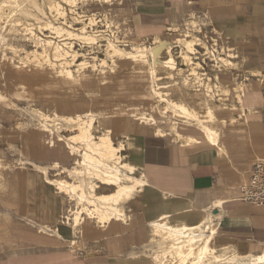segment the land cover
<instances>
[{
  "label": "crops",
  "instance_id": "1",
  "mask_svg": "<svg viewBox=\"0 0 264 264\" xmlns=\"http://www.w3.org/2000/svg\"><path fill=\"white\" fill-rule=\"evenodd\" d=\"M126 11L139 39L167 34L192 14L208 29H220V42L237 44L246 61L236 70L246 83L242 102L236 96L239 110L221 124L220 144L190 146L147 127L129 131L128 161L145 181L141 194L125 203L127 220L88 222L76 233L57 222L70 202L43 171L49 177L54 162L71 168L74 156L65 141L52 144L48 131L34 127L35 117L21 109L69 116L98 115L110 106L100 88L92 98L82 93L70 102L62 88L53 92L45 73L12 66L0 55V264H162L151 256L158 250L152 223L164 215L176 226L209 224L220 253L264 257V208L242 198L253 167L264 161V0H128ZM201 102L197 108L210 107ZM187 126V132L177 126L179 133L204 139Z\"/></svg>",
  "mask_w": 264,
  "mask_h": 264
},
{
  "label": "rangeland",
  "instance_id": "2",
  "mask_svg": "<svg viewBox=\"0 0 264 264\" xmlns=\"http://www.w3.org/2000/svg\"><path fill=\"white\" fill-rule=\"evenodd\" d=\"M75 4L76 7L74 5L71 6L66 2H62V10L65 14L67 13L70 24L65 23V16H59L56 11L51 12L48 7H45L46 10L45 8H43L44 11H46V15L43 16L42 21H36L34 16L24 15L23 17H21L23 20L22 23L13 22L12 24L11 21L0 22V55L4 56V59H6V61L12 66L17 67L19 65L20 67L23 66L26 69H35L41 73H45L47 77L54 81L53 85L51 86L53 92H60L62 88L63 90L68 92L70 102L76 97L81 96L82 93L85 95V97L92 98L94 95L93 91L100 88L102 91L101 96L103 98V104L106 102V104L110 107L103 108V110H101L98 115H96L92 111L84 113H93V115L95 116L96 122L94 132L96 133V135L104 133L109 127L111 129L113 128V137L116 143L118 144L119 142L123 141L125 144L124 147L120 150V153L123 154L124 159L129 160L130 156L129 147L132 138L128 139V137H126L129 131H135L138 127H147L152 129V131L154 132L153 128L156 126L154 122H157L156 124H159L161 127H163V129L166 130V132H168L171 137H173L174 135L171 127L174 124L179 126V130H181L182 132H187L189 131L187 125H189V123H196V121L190 120L189 117H184V115L173 111V109L167 106V102L164 101L158 103L159 98L156 97L155 91L160 92L166 98L169 97V99H186L187 103L192 106H196L197 103L201 102V100L204 101L206 105L209 104V106L215 108L214 110L217 114V119H215V122H213V124L216 125L217 128H219L220 132V121L224 119L223 121L225 122L229 113L233 114L235 111L239 110L238 106L231 107V105H239L237 103L236 96L239 95V92L240 94H242L243 90L244 93L246 92V83L243 77L236 75V70L242 68L243 63L246 61L243 55H241L239 46L237 44H225L220 42V38L218 37V35L222 34L220 29H208L206 27V21H204L202 18H198V16L196 17V15L195 17L193 16L194 18H190V15V17L186 19L183 24L169 29L167 34H163L159 37L157 36L158 39L157 37H154L155 42L159 40L167 42L165 44L157 42V45H162L160 47L162 48V53H159L158 59H160V62L163 63L162 65H165L166 67L161 66L158 68L157 74L159 75V78L157 79L156 84L152 85L151 81L149 80V61H151L150 58L148 59V62H139L133 61L131 59H122L121 57L116 56V61L113 62L114 58L111 59L110 54L108 53V46H99L100 37H103V34H98L99 31H95L94 28L97 25L98 16H101V18L103 17L105 21L111 22L112 24L117 26L118 29L115 28V33H113V36L109 34L107 37H110L112 40H114L113 38L115 35V38L123 41V45H119V47L128 51H133V47L135 46H150L148 45V42H146V39H139L134 36L131 27V14L126 11L128 0H77ZM34 13L38 14L39 12L34 9ZM92 17L95 19L96 24L93 27H88V33L86 34L96 33V35H98L99 37V42L97 41V43H93L91 41H87L75 36L72 37L67 35V33H63V36L59 37L54 31L49 29V27L45 28L47 24L46 22H50L54 26L60 25L65 27L66 29L68 28L69 30L81 34L80 28L84 25V23L88 24L90 22V18ZM83 20H85L84 23L82 22ZM27 26L34 28L32 29L33 32L27 30ZM102 27L105 28V25L100 24L99 30L103 29ZM91 29H93V31ZM34 32L37 36L43 39L46 38V40H49L51 38L50 40L56 41L58 39L57 41H60L62 43H65L66 40V42L74 44L73 49L78 52V57L76 59L77 62H75L69 68L73 72V77H69V74L66 73V71L65 73L61 72V69L63 68H61V63L63 62V60L60 58L55 59L56 55L53 54V52H49L48 59H46L45 61H33V56L31 61H25L27 50L28 52L36 49L42 51L41 45L38 44V46H36L34 40H29V38L34 35ZM196 40L197 42H201V45H199L198 47L197 45H195ZM102 41L103 44H108L105 39H103ZM10 45L16 46L18 51L11 50ZM195 48L200 52L206 51L207 55H209L210 57H214V64L217 62L216 65L213 66L210 64V71L208 74L209 79H206V82L204 83V87L206 86V91L204 89H202L201 91H197V89L195 88L196 86L187 81L186 76H184L186 75V72H184V70H180L179 72L177 71L178 74L173 71L174 69H177V67L188 69L192 68L193 66H197L198 68H200V61L198 59L189 57L192 51L197 52L196 55L202 56L201 53H198L197 50L195 51ZM213 54H215V56H213ZM188 58L189 60H187ZM170 59L173 61H170ZM167 60H169L170 63ZM83 61L88 62L89 67L85 69L82 68L80 70L77 65ZM185 63L186 66L184 65ZM172 64L175 65L173 66ZM171 67L173 69H171ZM223 72H228L230 74L232 83L224 81L225 75ZM244 78H247V76ZM57 79L63 81L62 84H55ZM235 88H237L236 95ZM224 89L227 95L223 92ZM222 103H224V105L226 106L221 105ZM40 104L41 103H39L38 105ZM219 105H221V107ZM241 106H243V104H241ZM207 108L208 107H199L197 109L202 110V115H206ZM35 110L41 109L24 108L21 109V114L25 116H34L36 120L34 127H36L37 129L48 130V133L51 135L50 139L52 144H55L57 141H65V143L67 144L66 140H68L71 135H74L75 132H78L76 127H73L72 124L67 123L65 118H62L67 116H62L55 112V110L53 109H50V112H45L42 110L50 117L46 118V121L42 118V116L39 115V113H36L37 111ZM55 113H57L59 116H56ZM153 119H156V121H154ZM42 120H44V122ZM44 124H46L47 128L43 126ZM220 135L222 136V132L220 133ZM60 137L64 139L59 140ZM221 140L222 138H220V140L215 144H220ZM190 146L194 145L192 144ZM73 156L74 165L71 168H65L64 166L62 167L60 162H58L59 166L55 167L54 164L56 162H54L50 166L53 170L51 171L49 177L47 168H43L47 180L63 178L68 181H77L76 177L73 173H71L70 170L75 166V160L79 159L81 156L80 154H74ZM53 186L60 192L57 186ZM111 190V187H107V189L101 187L98 189V192H109ZM61 193L66 195V197H68L69 199L70 212L62 214V216L57 220L60 225L63 224L64 226L69 227V229H72L77 233V231L81 232L83 225L88 222L91 223L92 221H95L96 223L100 224L98 218L93 217L90 219L88 218L89 216H87V214L84 212L82 215V219L84 220L81 219L80 225L76 229H73V217L76 215L78 208H82V205H78L76 198L71 194L66 192ZM139 194L141 193H137L136 196ZM152 195L153 194L150 193V196ZM125 220H127V216L124 218V221ZM207 226L209 227L210 225L208 224ZM41 228L43 230L50 227L46 226ZM210 230H213L211 226L210 229L208 228L205 234L210 235ZM152 238H155L152 243L154 245L156 244V249H158L156 250V252H152L151 256L155 258L160 254V252L158 251L161 249L158 248L157 242L162 241V237L160 238V236H153ZM213 247L216 248V246Z\"/></svg>",
  "mask_w": 264,
  "mask_h": 264
},
{
  "label": "bare ground",
  "instance_id": "3",
  "mask_svg": "<svg viewBox=\"0 0 264 264\" xmlns=\"http://www.w3.org/2000/svg\"><path fill=\"white\" fill-rule=\"evenodd\" d=\"M62 2H66L71 6H75L77 0H0V22L11 21L12 24L13 22L22 23L23 20L21 17H23L24 15L34 16L36 21H42L43 16L46 15V11H44L43 8L48 7L51 12L56 11L59 16H65V23H69L67 13L65 14L62 10ZM34 9L39 13H34ZM191 17H193V14L191 15ZM84 21L85 20H83L82 22L84 23ZM46 23L45 28L49 27V29L54 31L59 37L63 36V33H67V35L69 36L79 37L93 43H97V41L99 42V37L98 35H96V33L86 34L88 33L87 28L90 26L93 27L96 24V21L93 17L90 18V22L88 24L84 23V25L80 28L81 34L69 30L68 28L66 29L65 27L60 25L54 26L50 22ZM27 27V30L33 32L32 29L34 28H31L30 26ZM91 30L93 31V29ZM30 39L35 41L36 46H38V44L41 45L42 51L36 49L28 52L27 50V55L25 54V61H31L33 57V61H45L46 59H48L49 52H53V54L56 55V57L54 55L55 59L60 58L63 60V62L61 63V68L63 67L61 69V72L65 73L66 71V73L69 74V77H73V72L69 68L75 62H77L76 59L78 57V52L73 49V43L66 42V40L65 43H62L60 41H57L58 39L56 41L50 40L51 38L49 40H46V38L43 39L37 36L35 32L34 35L29 38V40ZM158 42L161 44L167 43L162 40H159ZM107 46L108 53L110 54L111 59L114 58L113 62L116 61V56L121 57L122 59H131L133 61L139 62H148V59L150 58L151 61H149V80L151 81L152 85L156 84L157 79L159 78L157 70L159 67L163 66V63H161L160 59H158L159 53L162 51V48H160L162 45H157L152 48L135 46L133 47V51H128L119 47L115 42L109 39ZM10 49L13 51H18L17 47L14 45H10ZM170 61L173 60L170 59ZM88 64V62L83 61L80 62L77 66L81 70L82 68L85 69L89 67ZM172 67L171 69H173ZM236 90L237 88H235V93H237ZM238 94L240 95H238L240 98V102H242V94H240V92ZM155 95L157 98H159L158 103L165 101L167 102V106L173 109V111L184 115V117H189V119L192 121H196V123H189V125L193 126L194 129H196L198 133L201 134V136L203 135L204 137V139H201L195 136H184L179 133L177 125L174 124L171 129L174 135L173 139L176 142L179 141L187 145L204 143L215 144L220 140V138H222L219 128H217V126L213 124V122H215V119H217V115L215 110L211 108V106L207 108L206 115H202V110L197 109L198 104L196 105V107L191 106L187 103L186 99H169V97L166 98L163 94L156 91ZM233 106H235V104H233ZM35 111H37L36 113H39V115L42 116L44 120H46V118H50L42 110ZM55 115L59 116L57 113H55ZM62 118H65L67 123L72 124L73 127H76V129L78 130L77 133L75 132L74 135H71L68 140H66L67 145L71 150L70 154H80L81 156L79 159L75 160V166L70 170L71 173H73L76 177L77 181H68L63 178L48 180L53 185L57 186L60 192L71 194L76 198L78 205H82V208H78L76 215L73 217L74 224L72 225V227L76 229L80 225V221L84 212L87 214V216H89L88 218H98L99 222L102 224L109 223L112 219L124 220V218L127 216L124 204L128 200L133 198L138 193V191H141V189L145 185L144 179L135 175V165L130 163L128 159H124L123 154L120 153V150L125 145L124 142L122 141L118 144L116 143L113 137V128L111 129L110 127L104 133L96 135V133L94 132L96 119L93 113H77L76 115H69ZM232 118L233 116L231 117V119ZM44 120L42 121L44 122ZM153 120L156 121V119ZM223 120L224 119L220 121L221 124L224 123ZM154 123L156 125L153 128L154 133L161 135L168 134V132H166L163 127H161L159 124H156L157 122ZM43 126L47 128L46 124H44ZM126 137H128L129 139V135H127ZM63 139L64 138L60 137L59 140ZM54 166H59V163L56 162ZM102 185L111 187L112 190L109 192L99 193L98 189L101 188ZM207 225L204 224L193 227H190L189 225L176 226L167 216L164 215L160 217L152 223L154 236H160V238L162 237V241L157 242L158 248H160L161 250L160 254L156 256V259L161 261L162 264H261L264 261V257H239L236 254L228 253V251H225L224 253L218 252L217 248H214L211 245L216 230L213 229L210 235H206L205 232L208 230V228L210 229V226L208 227Z\"/></svg>",
  "mask_w": 264,
  "mask_h": 264
},
{
  "label": "built area",
  "instance_id": "4",
  "mask_svg": "<svg viewBox=\"0 0 264 264\" xmlns=\"http://www.w3.org/2000/svg\"><path fill=\"white\" fill-rule=\"evenodd\" d=\"M104 21L105 20L103 17L101 18V16H98L97 25L94 27L95 31H99V33L103 34V37H100L99 46H102V45L107 46V44H103L102 40L105 39L108 43V39H111V38L107 36L109 34L113 36V33H115V28L118 29L117 26H115L111 22L105 21L106 22L105 23ZM100 24L101 25L104 24L105 28L102 27L103 29L99 30ZM113 39L114 40L112 39L111 40L115 42L118 46L123 45L124 43L123 41L115 38V35ZM146 42H148V45H150L147 47H150V48L158 44L157 43L158 41L155 42V38L147 39ZM195 45H197L198 47L199 45H201V42L200 41L197 42L196 40ZM196 50L197 49L195 48V51ZM197 51L198 53H201L202 56L196 55L197 52L192 51L189 57L193 59H198L200 61V68H198L197 66H193L192 68H188V69L177 67V69H174L173 71L178 74L180 70H184V72H186V75L184 76H186L187 81L191 83L192 85L194 84L196 86L195 88L197 89V91H201L202 89L206 91V86L204 87V83L206 82L205 81L206 79H209L208 74L210 71V64L213 66V65H216L217 62L214 64V60H215L214 57H210L209 55H207L206 51H201V52L199 50ZM213 56H215V54H213ZM187 60H189V58ZM184 65L186 66V63ZM242 198L244 199V201H246L247 203L251 205H257V206L264 208V161L258 162L253 167L251 179L249 183H247L242 189Z\"/></svg>",
  "mask_w": 264,
  "mask_h": 264
}]
</instances>
